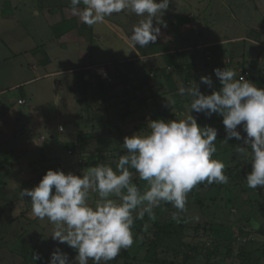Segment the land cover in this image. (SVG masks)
Segmentation results:
<instances>
[{
  "label": "rangeland",
  "instance_id": "obj_1",
  "mask_svg": "<svg viewBox=\"0 0 264 264\" xmlns=\"http://www.w3.org/2000/svg\"><path fill=\"white\" fill-rule=\"evenodd\" d=\"M10 1L0 0V16L7 19L15 16L8 5ZM49 1L24 3L28 4V10L37 7L35 10L46 12ZM180 1L178 7L182 6V10L175 20L181 36L173 40L177 49L152 50L157 47L154 43L151 50L147 47L144 52L139 50L148 65L153 64L152 52L157 51L162 67L146 75L142 72V79L136 80L128 74L130 70L121 56L128 53L126 44L116 36L108 42L100 40L97 47L100 54L96 52L93 56L115 60L97 73H90L92 78L87 82L82 73V87L80 82L73 86L69 81L61 83L59 94L64 99L56 110L57 102L52 101L55 91L43 81L24 85L35 95L27 105L19 104L24 100L19 96L22 74L6 59L9 50L0 45V88L6 89L3 96L13 98L9 108L16 113L0 117V264H34L31 258L34 253L41 256L35 264H47L57 246L68 254L72 264L76 251L53 240L50 236L53 225L46 218H34L30 198L19 196L21 190L38 184L48 169L81 175L101 163L115 168L117 153L126 151L121 145L125 136L147 132L150 119H182L190 114V101L178 94L181 83L186 86L197 83L204 94L218 90L220 82L215 68L234 69L237 79L248 71V80L264 88V0H206L205 7L200 3L203 0ZM170 2L175 8V1ZM42 16H35L39 24L44 23L40 21ZM164 21L170 25L169 19ZM13 34L15 37L8 36L6 40L15 41L17 36ZM174 51L176 55L168 56ZM205 74L212 78L211 88L200 83ZM16 84L19 86L15 87ZM167 98L174 101L173 108L166 106ZM38 107L52 115L45 117ZM191 114L201 127L217 129V152L213 158L225 163L229 182L211 185L204 182L188 194L187 215L198 219L173 221L171 213L175 209L169 204L155 210L157 219L150 222L147 232L143 230L147 217L135 221L133 246L122 249L109 264H264V189L247 187L245 178L251 171V162L237 159L234 148L244 146L243 140L232 138L227 144L223 142L226 132L222 116L207 117L195 111ZM238 130L246 136L242 127L238 126ZM33 141L38 147L34 152ZM248 150L251 151L250 147ZM133 182L143 190L145 182L135 176ZM164 224L172 227L168 233L160 229Z\"/></svg>",
  "mask_w": 264,
  "mask_h": 264
},
{
  "label": "clouds",
  "instance_id": "obj_2",
  "mask_svg": "<svg viewBox=\"0 0 264 264\" xmlns=\"http://www.w3.org/2000/svg\"><path fill=\"white\" fill-rule=\"evenodd\" d=\"M70 4L73 15L89 27L125 10L143 17L126 39L132 46L146 47L157 41L161 27H167L162 17L170 0H70ZM213 71L220 82L218 90L204 94L197 83H181L178 94L190 101V114L182 119H150L147 132L125 136L121 145L126 151L117 153L115 168L101 163L81 175L48 169L38 184L20 191L21 199L30 198L31 215L53 225L51 238L76 251L72 264H109L122 249L133 246L135 221L147 217L143 226L147 232L157 219L155 210L163 204L175 209L171 219L177 223L198 219L187 215L188 194L204 182H229L225 163L213 158L217 129L201 127L193 111L223 117V142L243 140L244 146H234L236 157L251 162L247 187L264 189V88L242 75L237 79L234 69ZM200 83L213 85L211 76H201ZM173 105L167 98L166 106ZM134 176L145 182L143 190L133 182ZM31 258L35 264L41 256L34 253ZM47 264H70L69 256L57 246Z\"/></svg>",
  "mask_w": 264,
  "mask_h": 264
},
{
  "label": "crops",
  "instance_id": "obj_3",
  "mask_svg": "<svg viewBox=\"0 0 264 264\" xmlns=\"http://www.w3.org/2000/svg\"><path fill=\"white\" fill-rule=\"evenodd\" d=\"M174 1L175 8L170 2L169 6H172V9L170 8L168 10L169 13L166 11L162 17L163 20L169 19L170 25H167L166 28L161 27V34L155 42L157 47L154 46L152 50L161 49L163 52L165 50L177 49L173 47V40H175V37L178 38L181 36V28L178 27V22H176L175 18L179 14L177 12L182 10V6L178 7V3L182 1ZM205 1L206 0L200 1L202 7H205ZM24 2H27V0H23L19 3L15 0H11L8 5L11 11L15 13V16L10 19L4 18L2 15L0 16V37L2 36L0 45L9 50L10 55L6 59L10 63H14L18 68V72L20 71L22 74L23 81L20 83V86L19 84L15 85V87L19 86V88H22L19 96L24 99V103H19L18 101L20 105H27L30 99H33V95H35V93L32 94L29 89L23 86L34 81H43L44 84L53 87L52 89L55 91V96L52 93L54 96L52 101H55V103L57 102L54 108L56 110V108L61 105L59 101L62 102L64 99L59 94V85H61V83L69 81L72 83V86L74 84L78 85L79 82L81 83L80 79L82 78V73H84L83 78L85 81L88 79L91 80L92 73H97L98 70L110 64V61L115 60V58H111L110 60L101 59L102 61L97 59V56L100 54V52H97V47L101 45L100 40L108 42V40L113 39V36H116L117 39L119 38L120 41L126 44L128 53H123L121 56H124V60L127 62L123 63L126 69L130 70L128 74L130 76H135L136 80L142 79V72L146 75L149 74L147 72L156 71L157 67H162L160 64L161 59L157 57V51L152 52L155 53L151 56L153 57V64L148 65L140 56V54L145 51V47H140L139 45L132 46L128 42V39H126L130 38L133 26L143 17H138L125 10L119 14H113L107 17L102 24L89 27L82 23L78 16L73 15L70 0H51L48 5H45L46 12L35 10L37 7L28 10L26 7L28 4ZM22 3H24V7L18 10V6ZM34 5L37 4L35 3ZM205 11L208 14L207 9H205ZM35 12L37 15H34ZM41 14H43V20L40 21L44 23L39 24L36 22L37 18L35 16L40 17ZM116 16L118 18H114ZM30 22H32V25ZM153 24L154 26L157 24L155 19ZM42 27H44V29ZM192 29L193 27L189 28L188 31L191 32ZM177 31L179 32L178 34H176ZM13 33L17 36L15 41L6 40L8 36L15 37ZM111 43L113 45L112 41ZM153 44L154 43H150L146 47L151 50ZM160 46L162 47L160 48ZM96 52L98 55L93 56V53L96 54ZM171 54L176 55L177 53L176 51L170 52L168 56ZM134 66H138L139 70H134ZM140 66H143V68ZM161 71L162 69L160 73ZM156 75L159 76L161 74ZM204 76L207 75L205 74ZM161 79L164 80V78ZM82 85L83 83H81V87ZM5 90L4 86L0 88V117L4 113L14 116L16 113L13 112V109L9 108L13 98L3 96L6 92ZM38 92L40 91H37V93ZM44 109L43 107H38L40 114H44L45 117L52 115L50 112L49 114L43 112ZM20 112L21 111H18L17 115H19ZM33 142L34 146L32 147V152L38 148L37 145H35L36 142ZM41 158H46V154L41 155Z\"/></svg>",
  "mask_w": 264,
  "mask_h": 264
},
{
  "label": "trees",
  "instance_id": "obj_4",
  "mask_svg": "<svg viewBox=\"0 0 264 264\" xmlns=\"http://www.w3.org/2000/svg\"><path fill=\"white\" fill-rule=\"evenodd\" d=\"M163 205H169V204H163ZM171 229L172 227L170 225H167V224H164V225H161L160 226V229L163 231V232H167L168 229ZM168 233V232H167Z\"/></svg>",
  "mask_w": 264,
  "mask_h": 264
},
{
  "label": "built area",
  "instance_id": "obj_5",
  "mask_svg": "<svg viewBox=\"0 0 264 264\" xmlns=\"http://www.w3.org/2000/svg\"><path fill=\"white\" fill-rule=\"evenodd\" d=\"M242 76H244L245 79H248V77L250 76V73L248 71H244ZM109 81H111V78H109ZM20 102L22 103L24 102V100H20Z\"/></svg>",
  "mask_w": 264,
  "mask_h": 264
}]
</instances>
